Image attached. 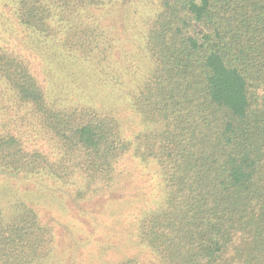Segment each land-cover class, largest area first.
<instances>
[{"label":"trees","instance_id":"16d2710c","mask_svg":"<svg viewBox=\"0 0 264 264\" xmlns=\"http://www.w3.org/2000/svg\"><path fill=\"white\" fill-rule=\"evenodd\" d=\"M104 1L0 0V7H12L13 24L43 43L44 34L59 33V21L81 20L83 7ZM157 1L147 38L153 71L134 105L162 128L138 135L135 149L114 116L50 105L28 63L0 48L1 87L29 106L87 179L122 187L118 162L129 151L160 166L165 199L132 217L128 246L140 251L114 264H264V0ZM23 145L0 132V174L50 168L63 176V165ZM56 248L54 228L37 209L25 202L0 209V264H39Z\"/></svg>","mask_w":264,"mask_h":264},{"label":"rangeland","instance_id":"374dc122","mask_svg":"<svg viewBox=\"0 0 264 264\" xmlns=\"http://www.w3.org/2000/svg\"><path fill=\"white\" fill-rule=\"evenodd\" d=\"M1 9L8 18L0 13V48L28 63L50 105L114 116L133 149L138 135L162 128L146 120L134 105V95L153 71L147 38L160 10L157 0H105L83 7L81 20L59 21L55 25L59 33L44 34L43 43L37 32L13 24L12 7ZM56 44L60 47L54 49ZM1 86L0 132L14 133L27 152L40 151L56 168L64 166L62 177L50 168L16 176L0 174V209L10 213L16 202H25L54 228L57 248L39 264H114L124 253L140 251L128 246L134 227L130 224L133 216H143L165 199L158 163L129 151L118 162L117 181L124 182L122 187L118 183L114 191L87 179L43 130L29 106L20 105ZM125 239L127 244L122 243ZM116 243L122 247L119 254ZM143 259L151 261L147 256Z\"/></svg>","mask_w":264,"mask_h":264}]
</instances>
